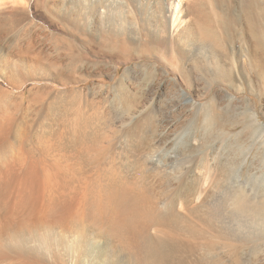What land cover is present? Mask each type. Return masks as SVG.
<instances>
[{
    "label": "bare ground",
    "instance_id": "bare-ground-1",
    "mask_svg": "<svg viewBox=\"0 0 264 264\" xmlns=\"http://www.w3.org/2000/svg\"><path fill=\"white\" fill-rule=\"evenodd\" d=\"M6 1L0 0V69L8 68L7 61L1 57L2 40H6L4 34L8 28L34 36L36 30L41 29L32 23L27 11L20 9L25 0H10L18 8H10ZM45 4L42 3L43 7ZM5 7L10 9L9 12L6 9V14ZM77 9L68 10L64 15L75 27L82 44L95 46L113 60L126 64L137 62L127 67L112 91L114 100L124 109L125 118L121 117L117 130L113 129L112 122L105 125L102 134H98L96 128H89L84 112L101 110L102 104L87 92L86 98L79 100L73 109V124L49 134V141L55 143L50 149L60 153L66 165L58 169L59 165L54 162L59 158L57 155L50 166L59 173L52 176L45 172L49 166L47 161H39L37 155L25 147L29 127L23 121L26 111L21 102L23 95L0 88V261L6 259L7 264H207L198 259L191 261L181 254L192 252L197 235L194 233L198 229L193 226L197 220L192 219L205 210L211 196L198 184L201 181L188 183L185 177L182 180L169 170L167 159H171L170 150L177 144L175 138L181 127L171 130L163 127L160 108L155 104L144 105L149 94L161 88V84L150 82L141 86L132 80L142 68L148 69L144 62L156 60L162 66L178 68V73L186 78H189L188 73L184 74L180 67L187 68L189 74L195 71L212 84L218 72L217 52L234 64L242 53V50L237 51L236 42L243 50L252 51L245 43L247 35L256 49H264V0H78ZM12 40L16 42L14 36ZM20 46L15 45L10 51L11 61L21 52ZM19 58L22 71L13 69L14 64L10 63L12 69H6L8 76L5 77L6 82L17 89L20 84L12 79L26 78L22 64L30 65ZM257 60L255 55L249 56L250 62ZM254 70L257 76H264L263 63L254 64L251 71ZM233 74L237 78L241 76L239 67L233 68ZM32 93V89L29 90V96ZM179 99H169L166 115L173 113L171 109ZM46 111L42 109V113ZM15 114L19 115V122H14ZM9 133L14 136L17 147L11 156L6 154ZM244 162L236 167L237 179L244 171ZM14 186L17 190L12 201L8 192ZM57 190L55 195L53 192ZM241 192L230 200L238 207L247 199ZM25 214L31 217L24 223L28 233L32 232L29 230L45 233L39 232L41 236L36 235L35 240L44 241L42 249L27 248L24 242L22 246L15 245L21 240L17 239L19 230L6 232L9 227L6 219ZM208 219L202 222L211 226L213 220ZM87 223L99 228L98 239L87 235L82 238L86 232L79 228L85 229ZM77 227L80 233L75 230ZM49 232H53V236ZM64 233L68 235L66 244L60 235ZM76 233H83L82 237ZM204 238L197 237L206 241Z\"/></svg>",
    "mask_w": 264,
    "mask_h": 264
},
{
    "label": "rangeland",
    "instance_id": "rangeland-1",
    "mask_svg": "<svg viewBox=\"0 0 264 264\" xmlns=\"http://www.w3.org/2000/svg\"><path fill=\"white\" fill-rule=\"evenodd\" d=\"M8 1L10 8L19 7L12 1ZM25 1L24 7L21 6L20 9L27 11L32 23L37 24L41 29L36 30V36L34 34H29V36L28 33L14 28H8L5 31L4 39L6 40H2L4 48L1 57L8 62H6V67H8L6 69H12V64H14L13 69L21 70L19 57L27 60V63L30 62V65L22 64L26 78L12 79L16 80L17 85L20 84L19 89L6 82L5 77L8 76V71L5 67L0 69V88L23 95L21 102L25 104L23 107L26 109L23 121H26L25 124L29 127L25 147L30 152H34L39 161L40 159L41 161L44 159V162L46 160L45 163L49 166L45 168V172L55 176L58 171L50 165L56 162L59 170L64 169L66 165L60 153L50 149L52 148L50 146L55 145L54 142L52 143L53 140L49 141L50 132L67 129V126L73 124L72 119L75 115L73 109L78 106L79 100L86 98L87 92L102 104L101 110L94 109L84 112L85 119L89 121V128L92 127L93 130L96 128L98 134H102L106 124L114 123L113 129L117 130L121 117L125 118V113L124 109L122 108V111L120 105L114 100L113 87L121 79L127 67L134 66L137 62L126 64L119 59L113 60L95 46L82 44L75 27L66 20V15H64L68 10L78 8V0ZM42 3H46V7H43ZM6 9L10 11L5 7L4 14L8 13ZM245 31L248 32V29L245 28ZM12 36L16 38L15 43H13ZM249 39L250 35H247L245 43L252 49L249 52L243 50L240 43H235L237 51L242 50V53L235 59L234 64L217 52L215 64L218 72L212 84H209L195 71L194 74H189L187 68L180 67L184 74L188 73L189 78H186V75L178 73V68L162 66L156 60L144 62L148 69L142 68L138 76L132 80L133 83L141 86L150 82L161 84V88L154 89L149 94V100L144 105L148 107L155 104L160 108V123L163 127L170 128V130L174 127H181L177 130L178 136L175 138L178 139L177 144L170 150L171 159L166 161L169 164V170L172 169L173 175L181 176L182 180L185 177L188 183L196 182L197 184L201 181L198 184L206 188L205 190L211 196L205 210L199 212L197 219H192L197 220L192 224L199 229L194 234H197V237H205L206 241L197 239L195 236L196 239L192 244L195 245L192 246L191 254L188 252L181 254V257L191 261L198 259L209 264H264V76L259 77L255 70L251 71L254 64H264V49H256L252 40ZM19 44H21V52L14 55L15 58L11 61L10 51H13V47ZM254 55L258 59L257 62H250L249 56ZM156 66L159 70L155 69ZM234 67H239L241 70V76L238 78L233 74ZM175 68L176 71H174ZM246 77L247 79L243 80ZM188 79L190 81H187ZM175 84L178 88L174 87ZM31 89L33 93L29 96ZM172 98L179 99V103L171 109L172 114L166 115V106ZM43 108L47 110L44 113H42ZM13 118L14 122H19L18 114L13 115ZM9 134L6 142H10V147L8 146L9 150L6 154L11 156L15 154L17 147L14 136L11 135L12 133ZM40 137H43L44 142L40 140ZM54 153H56L55 157H53ZM95 154L97 155V152ZM54 159L57 161L53 162ZM243 162L245 167H243L244 171L242 170V177L240 176L239 180L236 178L235 170ZM18 169H21V166ZM215 176L216 179L213 180ZM16 190L17 187L14 186L8 192V197L12 201L16 197ZM58 192L59 190L53 193L57 195ZM240 192L245 198L247 196V199L241 207H238L230 200L233 195L240 194ZM202 213L203 216H201ZM204 217L213 220L212 223L210 222L211 226L202 222ZM26 218L31 219L26 214L6 219L5 221H9L6 232L14 233L19 230L17 239L24 240H20L15 245L22 246L24 242L27 248L31 246L42 249L44 241L37 243L35 240L38 235L45 233L39 230H35L36 232L29 230L32 232L28 233L26 228L24 229V223L28 221L25 220ZM198 223L200 226L196 225ZM88 224L85 229L75 228L78 233H80L78 228L83 233L86 232L83 237V233L76 234L82 238L87 235L86 237L98 239L101 236L99 228ZM203 227H207L208 231ZM49 233L53 236V232ZM217 233L220 235H215ZM33 235L37 236L33 237ZM60 235L66 244L68 240L65 236L68 235L66 233ZM64 243L63 246H66ZM22 250L25 249L22 248ZM7 263L6 259L0 261V264Z\"/></svg>",
    "mask_w": 264,
    "mask_h": 264
}]
</instances>
